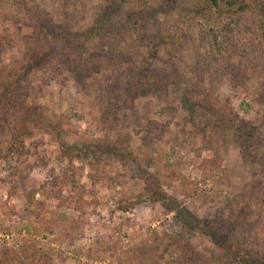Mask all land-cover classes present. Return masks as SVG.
<instances>
[{
	"label": "rangeland",
	"instance_id": "1",
	"mask_svg": "<svg viewBox=\"0 0 264 264\" xmlns=\"http://www.w3.org/2000/svg\"><path fill=\"white\" fill-rule=\"evenodd\" d=\"M151 1L143 6L138 0H0V34L15 36L2 56L4 63L13 53L20 60L26 59L19 56L21 52L41 53L53 40H63L58 47L70 52L74 43L69 35L93 27L100 12L115 11L123 23L134 26L127 28L133 33L126 30L121 38L116 34L117 59L102 62L95 79L80 78L88 85L84 89L69 73L62 85L50 81L42 90L32 89L34 98L27 97L25 104L44 106V126L29 123L25 149L11 152L9 133L0 128L4 153L0 178L10 177L8 160L19 169L13 180L0 181V264H138L143 260L145 264H188L193 255L200 258L198 264H264L255 254L264 253L262 233L247 247L252 255L248 262L233 256L229 245L236 243L222 236L225 227L224 232L220 228L217 234L208 233L217 221L244 225L264 216V165L243 162L239 154L243 140L237 135L241 126L249 124L257 127L258 138H264V56L239 87H232L227 66L218 62L211 63L213 73L202 72L196 78L190 69L196 54L193 25L181 26V35L172 44L157 45L151 41L155 32L145 13L155 15L161 24L171 17L191 23L199 19V11L211 15L208 4L205 0ZM162 9L165 12H159ZM76 13L83 19L75 23L65 19ZM17 19L40 21V28L32 31L14 22ZM18 31L27 37H17ZM256 40L264 55V37ZM81 48L82 57L87 56L84 61L99 59L102 40L87 39ZM128 69L139 79V96L130 98L125 87L118 86ZM156 75L173 82L159 91ZM105 87L111 95L108 103L101 104ZM148 120L157 121L162 130L150 154L141 145ZM107 145L137 151L136 172H129L115 156L103 154ZM260 145L264 154V142ZM21 173L25 178L18 183L15 179ZM155 186L207 225V232L202 226L189 231L191 252L177 247L188 230L175 211L167 212L160 202L145 199ZM41 187L45 193L39 190L29 207L36 213L27 212L22 188L28 193ZM81 190L84 212L69 201ZM214 194L220 195L216 201L211 199Z\"/></svg>",
	"mask_w": 264,
	"mask_h": 264
},
{
	"label": "trees",
	"instance_id": "2",
	"mask_svg": "<svg viewBox=\"0 0 264 264\" xmlns=\"http://www.w3.org/2000/svg\"><path fill=\"white\" fill-rule=\"evenodd\" d=\"M205 1L208 4V11H212L211 15L206 11H199V19H194L191 23H186L179 18L171 17L169 23L164 21L163 24H161L160 20H154L155 15L151 18L145 13V17L147 18L146 21L152 28H154L155 32L153 38L150 37L151 41L157 45L172 44L173 41L181 35V26H184V24L193 25L195 28L194 41L196 45V54L190 69L194 76L199 78L202 72L213 73L216 69H214L213 66L211 67V63L218 62L227 66V69L225 70H227L231 76V80L233 81H231L232 87H239L243 85L248 78L249 69L260 66L264 56L263 51L260 49L256 40L259 35H261L262 38L264 37V0ZM138 2H142L143 6L152 3L150 0H138ZM163 11L165 12V9H162L159 12ZM159 12L157 13L159 14ZM99 15L100 16L93 21V27L81 32L74 31L72 35H69L71 42L74 43V45L70 44L69 46L70 52H68V50L64 52L58 47L59 42L63 40H53L49 41L48 46L45 47L41 53H34L33 51L21 52L19 56L24 59L26 58L25 60L16 58L15 55L17 54L13 53L10 62L4 63L1 60L2 56L4 58L6 48L13 42L14 35H11L10 33L0 34V128L6 129L9 133L7 143H9L11 152H16L17 154L21 149H25L23 143L24 139L30 132L29 123L37 127L44 126V106L41 104H25L27 97L34 98L32 89L38 88L42 90L43 87L50 84V81L62 85L64 84L63 80L65 79V73L71 74L73 78L77 80V83L84 89L88 85H85L84 82L80 81V78L85 77L95 79V72H99L97 68L101 66V63L108 61L110 58L113 59L116 54L117 48L115 46V39L117 37L121 38L123 32L126 30L129 33H133V29L131 30L127 28L134 26L123 23L121 21L122 17L119 16L117 12L108 10L105 13L100 12ZM76 16L66 15L65 19H69L71 23L79 21L80 18L83 19L82 14L78 15L76 13ZM29 18H31L30 15ZM107 18H110L111 22H109ZM36 19L38 20L39 18ZM131 19L127 17V20ZM153 21L155 22L154 26L150 23ZM14 22L25 25L32 31L36 29L38 30L40 27L37 25L41 24L40 21L35 22V20L24 19H17ZM47 27L46 24L45 28ZM19 29L20 28L18 27V30ZM140 29L142 31L145 30V26L143 25ZM110 31H112V35H109ZM15 35L17 37H27L26 35L19 33V31L16 32ZM94 37L101 38L103 52L100 54L99 59H89L84 61L83 59L87 56L85 58L82 57L84 50L81 48V43ZM30 38L31 37L29 36L27 39ZM62 39H64L63 36ZM154 51H157L156 47H154ZM114 58L117 59V57ZM80 59L82 60L80 61ZM123 73L126 77L121 75V85L118 83V86H121L122 89L125 87L124 93L130 95V98L133 97L132 95L139 96L140 92L136 85L140 82L137 75L129 69L124 70ZM157 76L158 75L155 77V86L159 91L165 90V87L170 82H173L165 76L161 78H158ZM121 88L118 90H122ZM104 90L105 91L100 93L99 97L101 104L108 103L107 99L111 95V91H108V93L106 91L108 88L106 89L105 87ZM114 96H116V94ZM113 103L116 104V100H114ZM115 106L117 107V105ZM256 130L257 127L246 124L241 126L237 131V135L243 140V143L239 148V154L242 157L243 162L248 166L254 163H259L262 166L264 165V154L261 153L262 149H258V146H261L260 144L264 141L261 143L259 142L264 138L262 136L260 137L261 139L258 138V135L255 133ZM143 131L144 135L141 136V145L146 152L152 153L155 144L152 142L161 136L162 130L159 128L157 121L148 120L145 122ZM92 149L93 147L90 148V150ZM2 153L3 152L0 150L1 155ZM102 153H109L115 156L125 164L129 172L132 170L136 172L135 169L139 164L137 151L133 149L123 150L107 145ZM95 154L97 156L99 153ZM3 158L5 159V156ZM5 167L8 169V175L10 177L6 179L0 178L1 182L13 180L15 173L19 170L14 167L10 160L7 161ZM23 173H21L15 181H18V183L23 182L25 178H23ZM55 181L56 179H53L52 182L54 183ZM39 190H41L42 193H45L43 187L40 189H34L28 193L22 188L23 194L21 196L26 200L27 212L32 214L36 213L35 210L29 211V207L32 206L33 197ZM57 192L59 195L61 194V190ZM149 192V195H145V199L160 202L163 207H166L167 212L175 211L178 217V222L187 228L188 233L186 238H184L181 244L179 242L177 247L186 250L188 253L189 251L191 252L192 249L188 246L189 243L187 239L189 237V231H194L197 226H202L203 230H205L204 227H207V225L202 224V222L199 221L200 219L194 213L185 207H182L174 197H169V195H167L160 187L155 186V188ZM84 194L85 192L81 190L78 191L76 195L69 196V201L77 204L75 205L77 206L75 208L81 209L82 212L85 211V202L83 201ZM219 196L214 194L211 198L212 201L218 200ZM224 227L226 231L222 236H225L224 238H226L225 240L227 242L236 243L235 245L232 243L229 245L234 253L233 256L248 262V259L252 258L251 252H249L247 248L249 247L248 245L259 232L264 236V216H259L254 221L247 222L244 225L231 224L228 221L226 223H224V221H217L215 225L208 227V233L211 232L217 234L220 232V228H222L224 232ZM205 232H207V230H205ZM255 254H260L262 260H264L263 252L259 253L255 251ZM199 260L200 258L193 255L191 258L187 259L186 262H188V264H195L196 261H198V264ZM231 262L229 264H231ZM145 263V260H143V262L138 261V264Z\"/></svg>",
	"mask_w": 264,
	"mask_h": 264
}]
</instances>
